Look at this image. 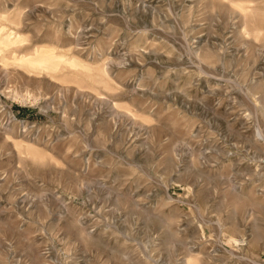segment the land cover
<instances>
[{
  "label": "rangeland",
  "instance_id": "1",
  "mask_svg": "<svg viewBox=\"0 0 264 264\" xmlns=\"http://www.w3.org/2000/svg\"><path fill=\"white\" fill-rule=\"evenodd\" d=\"M0 264H264V0H0Z\"/></svg>",
  "mask_w": 264,
  "mask_h": 264
},
{
  "label": "bare ground",
  "instance_id": "2",
  "mask_svg": "<svg viewBox=\"0 0 264 264\" xmlns=\"http://www.w3.org/2000/svg\"><path fill=\"white\" fill-rule=\"evenodd\" d=\"M49 60H47L46 58H41L37 61H35L34 63L39 66V67H46L48 64H50L48 62ZM257 114V113H256ZM261 132V131H260ZM259 133V132H258ZM259 136V135H258Z\"/></svg>",
  "mask_w": 264,
  "mask_h": 264
}]
</instances>
